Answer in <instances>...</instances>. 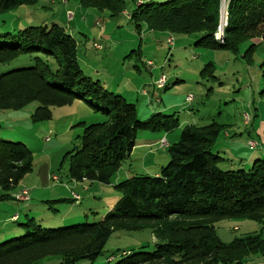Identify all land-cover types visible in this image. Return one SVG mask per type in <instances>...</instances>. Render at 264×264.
Wrapping results in <instances>:
<instances>
[{"label":"trees","instance_id":"obj_1","mask_svg":"<svg viewBox=\"0 0 264 264\" xmlns=\"http://www.w3.org/2000/svg\"><path fill=\"white\" fill-rule=\"evenodd\" d=\"M79 1L82 10L125 17L137 32L165 33L166 41L174 35L190 36L197 47L232 53L251 42L242 56L247 60L264 42V0H228L222 44L214 39L221 0H131L135 7L130 12L123 0ZM35 4L36 0H0V15ZM77 48L74 38L54 22L0 32V64H11L9 59L18 56L29 61L0 74V110L37 101L32 118L42 121L50 119V107L76 99L87 101L108 120L83 126L80 145L70 155L68 176L74 182L112 185L120 198L94 224L47 229L28 220L20 225V236L0 244V264H42L48 259L57 264H244L252 256L264 255L261 235L236 238L229 244L216 235L215 225L223 220L264 224V160L254 161L247 171L220 170L222 159L211 151L219 134L216 123L184 127L179 141L168 146L169 161L158 174L113 183L136 146L139 131L169 132L179 122L161 114L149 122L137 121L133 104L83 75ZM31 161L32 153L25 144L0 139V201L13 200L9 193L29 174ZM17 221L18 217L13 222ZM116 231H148L155 238L154 250L143 251L144 246L116 261L115 254L102 258Z\"/></svg>","mask_w":264,"mask_h":264},{"label":"rangeland","instance_id":"obj_2","mask_svg":"<svg viewBox=\"0 0 264 264\" xmlns=\"http://www.w3.org/2000/svg\"><path fill=\"white\" fill-rule=\"evenodd\" d=\"M123 1L126 10L132 11L135 6L130 0ZM79 2L36 0L34 6L0 15V32L56 23L74 38L83 75L133 104L137 121L149 122L161 114L179 122V127L169 132L139 131L136 146L121 164L113 183L158 174L169 161L168 146L177 143L181 130L191 125L220 126L211 151L222 159L218 162L222 171H247L254 161L264 160V42L254 48L249 60L242 56L251 42L232 53L197 47L194 37L174 35L173 46H169L165 33L146 29L137 32L125 17L111 18L106 12L82 10ZM97 22L99 26L95 25ZM95 45L100 48L95 49ZM11 59V64H0V74L29 62L24 56ZM148 61L153 66L149 67ZM209 63L211 67L207 66ZM161 77L166 84L157 90L153 82ZM188 96L192 97L190 103L185 101ZM38 106L37 101H30L22 108L0 110V139L22 142L32 153L31 171L9 193L8 198L13 200L0 201V244L20 236V225L28 220L47 229L100 222L120 198L112 185L74 182L68 176L70 155L80 145L83 126L107 121V116L97 113L87 101L76 99L50 107L49 120L34 121L32 116ZM248 142H255L258 147L249 150ZM52 175L57 181L51 180ZM22 189L28 190L27 201L15 199ZM14 216L18 217L17 222L12 221ZM215 231L225 244L253 234L264 238V224L248 220H223L215 225ZM154 242L148 231H116L102 258L115 254L116 261L144 246L143 251L152 252ZM57 262L48 259L42 264ZM244 264H264V255L252 256Z\"/></svg>","mask_w":264,"mask_h":264},{"label":"bare ground","instance_id":"obj_3","mask_svg":"<svg viewBox=\"0 0 264 264\" xmlns=\"http://www.w3.org/2000/svg\"><path fill=\"white\" fill-rule=\"evenodd\" d=\"M228 3V0H227ZM227 3H223V0H221L220 4V10H219V24L217 27V31L215 33V41L219 44L223 43L224 40V30L227 26ZM168 39H172V37H169ZM166 80L163 82V84L160 86L159 90L163 89L165 87ZM245 123H246V116H245ZM22 190H20L15 198L20 197ZM12 221H15L17 218L12 217Z\"/></svg>","mask_w":264,"mask_h":264},{"label":"built area","instance_id":"obj_4","mask_svg":"<svg viewBox=\"0 0 264 264\" xmlns=\"http://www.w3.org/2000/svg\"><path fill=\"white\" fill-rule=\"evenodd\" d=\"M223 3H227V0H223ZM71 17V15H69ZM167 43L169 46H173V39H168ZM148 65H151V63H148ZM165 81L164 77L158 78L154 83H153V87L157 90H159L160 86L163 84V82ZM187 103H190L192 101V97L188 96L186 97L185 100ZM248 121V116H246V123ZM248 147L250 150H254L256 148V144L254 142H248ZM51 180L52 181H57V178L55 175L51 176ZM27 196H28V190L26 189H22L21 195L18 198H15L16 200H21V201H27ZM76 196V195H74ZM77 197V196H76ZM14 218H17V216H14Z\"/></svg>","mask_w":264,"mask_h":264},{"label":"crops","instance_id":"obj_5","mask_svg":"<svg viewBox=\"0 0 264 264\" xmlns=\"http://www.w3.org/2000/svg\"><path fill=\"white\" fill-rule=\"evenodd\" d=\"M130 2H131V0H130ZM134 5V4H133ZM164 142V144H166V142L165 141H163Z\"/></svg>","mask_w":264,"mask_h":264}]
</instances>
